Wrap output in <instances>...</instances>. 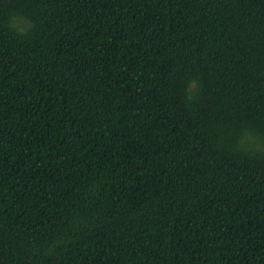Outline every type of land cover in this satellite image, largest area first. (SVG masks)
Wrapping results in <instances>:
<instances>
[{
    "label": "trees",
    "instance_id": "16d2710c",
    "mask_svg": "<svg viewBox=\"0 0 264 264\" xmlns=\"http://www.w3.org/2000/svg\"><path fill=\"white\" fill-rule=\"evenodd\" d=\"M0 264H264V0H0Z\"/></svg>",
    "mask_w": 264,
    "mask_h": 264
}]
</instances>
